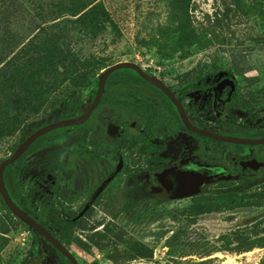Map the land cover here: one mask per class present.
I'll use <instances>...</instances> for the list:
<instances>
[{
    "label": "rangeland",
    "instance_id": "obj_1",
    "mask_svg": "<svg viewBox=\"0 0 264 264\" xmlns=\"http://www.w3.org/2000/svg\"><path fill=\"white\" fill-rule=\"evenodd\" d=\"M48 1L32 0L44 8ZM100 2L112 27L95 37L73 38L75 57L71 61L34 77L17 79V85L6 94L3 107L7 124L15 130L0 137V161L33 129L79 113L78 95L70 92L83 85L78 87L72 81L84 77L95 58H106L110 65L134 62L173 88L198 74H206V88H213L216 79L225 75L236 84L226 114L237 120L244 110L264 114V0ZM24 6L26 11L19 12L13 21L23 37L37 36L43 42L62 33L65 21L72 20L47 21L48 17L43 23L37 17L40 10L27 3ZM35 24H42L38 34ZM97 76V72L87 74L85 85L93 88ZM212 110L206 104V122L216 131H229L230 124L217 121ZM60 137L58 131L47 134L23 155L16 183L19 196L34 210L51 204L58 218L75 222L66 231L70 240L66 247L79 264H258L264 257V191H256V183L238 180L232 172L191 197L165 200L154 194L159 187L152 188L154 195L150 193L149 186L156 185L154 177H139L83 199L74 178L61 173L62 164L73 153H61ZM206 146L209 157L234 151L208 140ZM51 161L58 171L45 166ZM140 180L146 187H139ZM219 193L235 198L223 204L245 205L211 213L198 209L199 204L206 208ZM11 221L0 248V264H30V259H37L38 248L39 264H70L26 225L12 217ZM236 231L246 235V243L236 239Z\"/></svg>",
    "mask_w": 264,
    "mask_h": 264
},
{
    "label": "flooded vegetation",
    "instance_id": "obj_2",
    "mask_svg": "<svg viewBox=\"0 0 264 264\" xmlns=\"http://www.w3.org/2000/svg\"><path fill=\"white\" fill-rule=\"evenodd\" d=\"M119 70L123 72L111 73L113 76L108 85L107 79L111 74L107 77L99 101L86 120L77 125L56 129L61 134L58 139L61 153H67L69 150L73 153V157L66 159L62 164L64 167L60 168L61 173L66 178H74L79 192L83 194H80V197L83 196V199L97 197L100 192L111 191L115 185L119 188L121 183L139 177H154L156 185L149 186L151 195H154L152 188L159 187L158 175L192 165L216 167L220 169V177L233 172L236 179L256 183L255 190L264 191V144L219 142L189 131L173 101L161 89L131 69ZM142 70L153 75L148 70ZM155 77L169 88L182 106L189 122L199 129L237 138H264V114L260 111L250 113L244 110L239 120L226 114V110L230 109L229 103L236 93V84L231 77L219 76L213 88H206L208 83L206 74H198L178 88H173L161 78ZM224 78L234 82L235 88L232 93L229 85L221 91L217 90L218 83ZM97 82L98 79L93 88L88 85L78 88L75 94L78 95L76 104L79 113L75 116L84 113L90 106L95 96ZM206 104L213 108L212 113L217 121L230 124L229 131H216L206 122ZM71 117L74 116L66 118ZM54 121L56 120L51 122ZM206 140L233 147L234 151L231 155L209 157ZM32 144L21 155L22 157L35 145ZM45 166L53 169V172L58 171L52 161ZM15 169L19 171L17 162ZM215 180L210 182L213 183ZM210 182L201 186L193 195L202 191L211 184ZM143 186L146 187V184L141 182L139 187ZM159 197L165 200L184 198L182 195L171 198Z\"/></svg>",
    "mask_w": 264,
    "mask_h": 264
},
{
    "label": "trees",
    "instance_id": "obj_3",
    "mask_svg": "<svg viewBox=\"0 0 264 264\" xmlns=\"http://www.w3.org/2000/svg\"><path fill=\"white\" fill-rule=\"evenodd\" d=\"M26 3L31 6L32 9L34 8L41 11L38 13L41 15H37V17L43 19V23H45L44 19H48V17L49 20L47 21H56L59 18L65 17H70L72 20L65 21L66 25L63 27L62 33L53 34L43 42L37 40V36L31 38L23 37L14 29L13 21L19 12L26 11L24 6ZM42 5L43 4L40 3L34 4L32 0H0V137L9 135L15 130L12 124H7V112L3 107V100L5 99L6 94H10L11 89L17 85V79H26L27 76H29V78L34 77L46 70L53 69L56 65L62 62L71 61V59L75 57L74 53L71 51L73 38H77L78 35L83 37H95L98 34L105 33L108 28L114 25L113 22L109 20L108 13L100 0H49L45 5V8ZM42 13H44L45 17L42 16ZM42 24L34 25L38 30L37 34L42 30V28H38ZM108 65L110 64H107L106 58L93 59L91 63L88 64V69L83 74L84 77L72 81V84L77 85L78 87L80 85L85 86V76H87V74H93L96 72L99 74ZM112 76L113 75L111 74L108 77L107 85ZM23 90H27V87ZM26 136L21 137L20 142ZM45 136H47V134L38 138L32 145L36 144ZM21 159L22 156L13 164L7 166L4 172L5 186L11 199L44 228L49 230L62 244L67 246L70 243V240L68 239L66 231L71 225H74L75 222L69 219L63 220L58 218L55 214L57 210L53 209L51 204H42L38 211L34 210L26 200L19 196V187L16 183L18 172L15 169V163H19ZM233 199L235 198H232L229 193H219L216 198L209 201V203H206V208L203 207L202 204H199L197 207L198 209L200 207L202 210L206 209V213H211L245 205L223 204L228 201H233ZM206 201H208L207 198ZM3 210H6L7 214H2ZM0 212L1 248L6 241L4 235L12 226L11 217L19 224L24 226L25 224L11 213L2 201L1 196ZM233 233L237 240L246 243V235L239 234L238 231ZM35 235L39 240L43 239L37 233H35ZM243 250L244 249H241V251ZM55 251L63 258L57 250ZM258 264H264V257H262Z\"/></svg>",
    "mask_w": 264,
    "mask_h": 264
},
{
    "label": "water",
    "instance_id": "obj_4",
    "mask_svg": "<svg viewBox=\"0 0 264 264\" xmlns=\"http://www.w3.org/2000/svg\"><path fill=\"white\" fill-rule=\"evenodd\" d=\"M119 69H131L135 71L141 78L145 79L149 83L155 85L159 89H161L174 103L176 106L181 119L185 125V127L192 132L204 135L210 139H213L215 141L219 142H226V143H232V144H249V145H257V144H264V138L260 139H247V138H237L229 135H222L216 132H212L209 130H203L199 129L198 127L194 126L189 122V120L186 117V114L184 113V110L182 109V106L180 103L176 100L174 95L171 93L169 88H167L158 78H156L153 75H149L145 73L142 68L137 65L134 62L131 61H120L117 63H114L105 69H103L99 75H98V82H97V89L95 92V96L90 104V106L87 108V110L78 115L71 118L66 119H60L56 120L54 122L48 123L46 125H43L30 134H28L15 148V150L5 159H3L0 162V196L2 198V201L6 205V207L11 211V213L18 218L20 221H22L30 230L37 233L40 237H42L47 243H49L55 250H57L65 260H67L70 264H79L78 260L74 256L68 248L64 244H62L49 230L44 228L39 222H37L34 218H32L25 210L21 209L10 197L8 190L6 189L5 182H4V172L7 166L13 164L25 151L26 149L38 138L42 137L43 135L52 132L56 129H59L61 127H67V126H73L77 125L80 122L86 120L90 113L92 112L93 108L99 101V98L101 96V93L104 88L105 81L107 77L119 70ZM226 85L230 86V93L235 88L234 82L229 78L222 79L218 85L217 90L221 91ZM78 91V88L72 90L70 92L71 95L75 94ZM38 252L40 253V248H38ZM41 260V255L38 256L36 260L30 259L29 262L31 264H39Z\"/></svg>",
    "mask_w": 264,
    "mask_h": 264
},
{
    "label": "bare ground",
    "instance_id": "obj_5",
    "mask_svg": "<svg viewBox=\"0 0 264 264\" xmlns=\"http://www.w3.org/2000/svg\"><path fill=\"white\" fill-rule=\"evenodd\" d=\"M114 129V128H113ZM189 164V163H188ZM188 166V165H187ZM221 174L223 169H221ZM226 171V170H225ZM158 177L159 189L154 194L171 198L175 196L184 197L197 192L201 186L220 177V169L216 167L189 166L179 170L164 172ZM211 183V182H210Z\"/></svg>",
    "mask_w": 264,
    "mask_h": 264
}]
</instances>
